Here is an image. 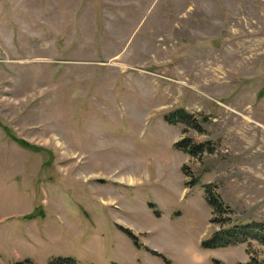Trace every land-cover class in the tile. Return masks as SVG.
I'll use <instances>...</instances> for the list:
<instances>
[{
    "label": "rangeland",
    "instance_id": "1",
    "mask_svg": "<svg viewBox=\"0 0 264 264\" xmlns=\"http://www.w3.org/2000/svg\"><path fill=\"white\" fill-rule=\"evenodd\" d=\"M177 109L199 127L165 122ZM186 138L210 151L177 150ZM250 222L264 224V0H0V264L264 261L255 240L201 248Z\"/></svg>",
    "mask_w": 264,
    "mask_h": 264
},
{
    "label": "trees",
    "instance_id": "2",
    "mask_svg": "<svg viewBox=\"0 0 264 264\" xmlns=\"http://www.w3.org/2000/svg\"><path fill=\"white\" fill-rule=\"evenodd\" d=\"M165 122L170 125H177L179 123L186 124L189 127L198 128V122L191 114L186 112L184 109L174 110L164 116ZM177 150L186 152L192 157L202 154L205 150L210 151V148L206 144H195L192 143L190 138H186L175 145ZM186 168H184L185 170ZM198 182L191 180L187 183L188 186L193 187ZM206 198L209 206L213 210L212 223L226 225V219L224 217L228 213V207L225 205L223 200L220 198L217 192H214L211 186H205ZM149 208L154 210L155 215L158 217L159 212L156 209L154 203H149ZM135 244L138 248L141 245L136 239ZM251 240L258 241L264 246V224L258 222H250L247 224L234 223L228 228H221L215 230L210 237L204 239L201 242V248L204 250H215L220 248L232 247L247 243ZM155 255H159L154 252ZM214 264H223L221 261L213 260ZM49 264H76V261L71 257H57L52 259ZM247 264H264V261H260L257 257L252 256Z\"/></svg>",
    "mask_w": 264,
    "mask_h": 264
}]
</instances>
